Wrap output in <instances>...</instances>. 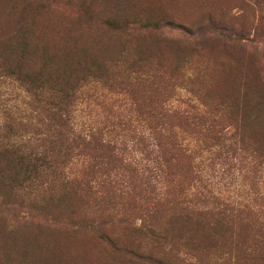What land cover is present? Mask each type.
Returning a JSON list of instances; mask_svg holds the SVG:
<instances>
[{
    "label": "trees",
    "instance_id": "trees-1",
    "mask_svg": "<svg viewBox=\"0 0 264 264\" xmlns=\"http://www.w3.org/2000/svg\"><path fill=\"white\" fill-rule=\"evenodd\" d=\"M83 20L101 30L89 32L97 42L130 36L121 54L128 49L140 54L141 41L161 28L192 35L166 15L142 14L132 22L117 13L74 15L68 21ZM70 33L81 36L67 32V39L74 38ZM106 51L93 52L78 38L64 46L41 45L24 33L0 35V208L26 206L44 212L42 218L63 209L67 220L81 217L77 226L111 244L121 235L113 225L153 243L141 254L113 247L129 264H197L177 259L169 246L223 224L244 225L264 236V203H253V190H264L261 75L255 72L251 79L249 108L241 101L225 113L211 111V99L198 93L197 74L183 88L191 87L190 100L173 107L176 99L167 95L159 71L135 58L112 64L116 58ZM116 69L124 75L113 74ZM90 84L105 92L93 97ZM92 97L100 111L93 110L87 121L80 106ZM107 104L116 107L103 108ZM234 183L247 193L245 199L232 196ZM42 218L35 224L47 227L48 218Z\"/></svg>",
    "mask_w": 264,
    "mask_h": 264
},
{
    "label": "rangeland",
    "instance_id": "rangeland-1",
    "mask_svg": "<svg viewBox=\"0 0 264 264\" xmlns=\"http://www.w3.org/2000/svg\"><path fill=\"white\" fill-rule=\"evenodd\" d=\"M111 13L125 14L130 22L142 14L166 15L169 20L185 25V30L192 35L161 28L148 42L141 41L140 54L136 55L133 49L121 54L119 50L126 46L125 41L130 36L106 37L97 42L98 36L89 35L90 31L95 34L101 31L97 25L87 26L85 20L68 21L74 15L88 19ZM67 32L81 36L70 33L74 38L67 39ZM14 33H24L41 45L67 46L78 38L80 43L81 40L88 43L93 52L111 51L110 57L116 58L112 64H129L130 59L135 58L161 73L160 77L168 85L167 95L176 99L173 107H182L180 102L190 100L191 94L187 91L191 87L186 85L187 91L183 88L186 80L195 74L200 87L198 93L207 95L212 101L209 109L219 113H225L228 107L241 101L249 108L253 104L249 96L254 73L258 72L264 80V0H0V35ZM178 41L183 43L178 44ZM113 72L121 77L125 73L122 69ZM168 77L173 79L169 82ZM87 88L93 97L105 92L91 84ZM93 97L80 106L87 121L93 110L100 111ZM214 104L219 109L213 108ZM114 107L116 105H103L107 109ZM128 108L127 103L121 107L123 112ZM236 183L230 186V193L241 201L247 193L241 192L242 188ZM253 192L254 205H262L264 190L259 187ZM6 211L0 208V264H129L121 257V252H113V247L126 246L141 254L153 244L142 236L126 234L118 225L111 228L121 235L111 244L103 235L91 234L77 226L81 217L76 221L67 220L68 213L63 209L52 210V214L43 218L44 212L26 206ZM86 211L89 215L90 209ZM157 213L161 218L165 211L160 209ZM22 217L26 220H21ZM46 217L47 227L35 224ZM204 233L184 236L180 246L177 243L169 246L174 251L170 254L197 264H233L236 260L238 264H264V236L254 234L252 228L229 223ZM187 240L191 242L185 243ZM252 250L258 256L248 258L246 252Z\"/></svg>",
    "mask_w": 264,
    "mask_h": 264
}]
</instances>
